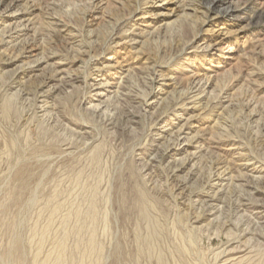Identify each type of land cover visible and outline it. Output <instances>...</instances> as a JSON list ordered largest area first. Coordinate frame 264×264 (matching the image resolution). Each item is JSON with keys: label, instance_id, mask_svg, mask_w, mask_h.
<instances>
[{"label": "rangeland", "instance_id": "1", "mask_svg": "<svg viewBox=\"0 0 264 264\" xmlns=\"http://www.w3.org/2000/svg\"><path fill=\"white\" fill-rule=\"evenodd\" d=\"M189 1L0 0V14L28 11L24 37L36 33L39 47L19 55L0 20V264H264V182H251L246 168L264 177V0H191L195 13L185 15ZM188 23L196 38L183 35ZM44 54L55 57L29 65ZM130 68L137 74L123 80L124 95L99 91ZM193 70L211 75L194 103L186 100ZM68 75L79 78V95L56 91ZM168 91L181 92L180 106L145 113L142 100ZM125 111L138 116L128 122ZM219 121L229 127L222 150ZM186 123L188 137L215 133L217 144L181 165L176 158L199 145H185L186 134L176 140L172 131ZM160 128L170 131L158 140ZM173 141L187 150L167 155ZM225 166L227 177L248 175L230 179L221 197L210 184Z\"/></svg>", "mask_w": 264, "mask_h": 264}, {"label": "bare ground", "instance_id": "2", "mask_svg": "<svg viewBox=\"0 0 264 264\" xmlns=\"http://www.w3.org/2000/svg\"><path fill=\"white\" fill-rule=\"evenodd\" d=\"M16 1H18V0H16ZM12 5V4H11ZM159 5H161V4H159ZM191 6H193V3H192V1L190 0L189 1V3H187V4H184V8H183V10H184V12H185V15H189L187 12L190 10H192V11H194V13H195V9L193 10L192 9V7ZM12 9V8H11ZM28 13V11H26V10H20V9H16V10H9V8H8V10H6V12H4V13H2V14H0V20H1V25H3V24H5L6 23V25L4 26L5 27V29H7L6 31H5V33H4V35L6 34V37H8L9 38V42L11 43V42H13L14 43V46L16 47V46H21V50H22V52H20V54L19 55H24L25 53H33L34 51H36V50H39V47H37V38H36V33L34 34V36L32 37V38H30V37H28V38H25L24 36L26 35V33H27V31H29V30H31L32 28H31V25H32V21H33V19H32V21L30 20V19H27V20H24L23 18H25V15ZM158 15H160V14H158V13H156V12H153L152 14H151V17L152 18H154V17H156V16H158ZM152 23L153 22H155L154 20H152L151 21ZM57 23H59L58 21H57ZM120 23V21L118 22L117 21V23L115 24V25H118ZM152 23H150V25L152 24ZM155 25V24H154ZM67 26V25H66ZM151 28H153L152 26H151ZM160 28V27H159ZM158 28H154V29H152V30H143V34H153L154 33V31H156ZM182 31H183V35L184 36H190V37H192V38H196L197 37V35H198V32H197V28H196V26H195V24L194 23H192V24H190V23H188L187 25H185V28H182ZM145 32V33H144ZM141 35V34H140ZM134 39H136V37L134 38ZM4 41V40H3ZM6 41V40H5ZM189 42H186V44H188ZM264 46V45H263ZM188 48V47H187ZM264 48V47H263ZM30 49V50H29ZM235 48L233 47V46H231V45H229L228 47H227V49H225L224 51L226 52V53H228V52H231V51H233ZM205 51H207V50H205ZM261 51H263V49L261 50ZM261 54V53H260ZM18 55V56H19ZM262 55V54H261ZM54 57H55V55L54 54H52V55H48V54H44V55H42L41 57H39L37 60H35L34 62H32V63H29V65L31 66L32 64H35V63H40L42 60L43 61H48V60H52V59H54ZM110 58H112V56H109L107 59H110ZM225 58V57H224ZM12 62L13 61V58L12 59H10V60H8V62ZM193 62V61H192ZM52 64V63H51ZM55 65H60V62H54L53 64H52V66H54L55 67ZM32 67V66H31ZM219 68L220 67H222L221 66V64H219V66H218ZM134 69H128L127 70V72H126V75H121V76H110V77H108V78H105L104 79V81H101V82H99L98 84H99V87H98V89H99V91L100 92H102V94H105V95H108V94H119V93H121L122 95H124V93L120 90L121 88H122V86H121V84L122 83H124V81L123 80H125V78H127L128 79V77H130V76H132V75H135V74H137V73H135L134 74ZM187 71H189V70H187ZM261 71V70H260ZM193 81L191 82V84H192V86H191V91L189 92V94L187 95V98H186V100L187 99H192V102L194 103L197 99H202L203 97H205L207 94V92H206V87H207V85L208 84H210V79H211V75H209V76H207V74H203V77H197L199 74H198V71H195V70H193ZM217 72V71H216ZM153 74V73H152ZM151 74V75H152ZM262 74L264 75V72L262 71ZM109 75V74H108ZM118 75V74H117ZM139 75V74H138ZM150 75V74H149ZM67 77H68V79H67ZM66 78L65 77H60L59 78V80H60V86H58L56 89V91H62V90H66L67 89V87L69 88H72L70 91H68L69 93H72L73 95H75V94H78L79 95V93H82L84 90H83V87H81L80 85H78V86H75V85H73V84H75V82L76 81H79L78 79V77H75V76H71V75H68ZM147 79V78H146ZM150 80H151V83H154L155 81H157V79L153 76V77H150L149 78ZM124 87V86H123ZM82 90V91H81ZM180 91V90H179ZM185 92V91H184ZM67 93V92H66ZM178 93H181V92H178V91H175V92H173L172 93V91L170 92V91H168L167 92V96L165 97V98H161V100H155L154 99V101H152V102H148V100H147V98L146 99H144V100H142L141 102H140V105L142 106V109L145 111V113H147V107H151L152 109H154L153 111H152V113L151 114H155V116L157 115V117H161V116H163V114H165L167 111H169V109H172L173 107H174V109H175V107L177 106V105H179L180 103H179V98L181 97V94H180V96L178 95ZM29 95V94H28ZM116 95H112V96H115L116 97ZM112 96H109V98L108 99H111L112 98ZM127 96V95H126ZM80 97V96H79ZM183 97V96H182ZM212 97V96H211ZM215 99H217V97L216 96H213ZM212 97V98H213ZM118 98V97H117ZM128 98V97H127ZM130 98H131V96H130ZM140 98V97H139ZM184 99V98H183ZM219 99V102H220V98H218ZM249 99V98H248ZM248 99H247V102H246V105H251V102L250 101H248ZM135 99H133V97H132V99H130V102H135L134 101ZM207 100V99H206ZM214 100V99H213ZM250 100V99H249ZM109 101H111V100H108V102ZM127 101H128V99H127ZM244 101V100H243ZM143 102V103H142ZM240 103L242 102V101H239ZM238 102V103H239ZM244 102V103H245ZM104 103H106V102H104ZM186 103V102H185ZM183 104V105H186V104ZM206 103H207V101H206ZM228 103H229V105H231V103L232 102H230L229 100H228ZM259 103V102H258ZM258 103H254L256 106H258ZM107 104V103H106ZM220 104V103H219ZM254 104H253V106H254ZM99 105V104H98ZM121 105V104H120ZM182 105V106H183ZM208 105H210L209 104V102H208ZM235 104H233L231 107H233ZM93 106V108L95 107V109L97 110L98 108H99V106H95V104H93L92 105ZM108 106V105H107ZM143 106H145V107H143ZM180 106V105H179ZM240 106V105H239ZM256 106H255V108H256ZM261 106V105H260ZM241 107H243V106H241ZM252 107V106H251ZM77 108V107H76ZM125 108V107H124ZM141 108V107H140ZM247 108H249V107H247ZM260 108V107H259ZM11 109V108H10ZM13 109V108H12ZM254 109V108H253ZM257 109V108H256ZM256 109H254V110H256ZM243 110V109H242ZM259 109H257L256 110V112L258 111ZM261 110V109H260ZM7 111V110H6ZM11 111V110H10ZM150 111V110H149ZM148 111V112H149ZM250 111H252V110H250ZM8 112V111H7ZM256 112H254V114L256 113ZM261 112V111H260ZM260 112L258 111V113L260 114ZM125 114V118H126V120L128 121V122H130V121H134V118L136 117V116H138L137 114H135L134 112H131V111H125L124 112ZM252 114H253V111L251 112ZM257 113V114H258ZM140 114V113H139ZM244 115V114H243ZM109 116V115H108ZM256 116V115H255ZM59 118V117H58ZM178 119H179V116H178ZM220 120V119H219ZM188 121H189V118H188ZM225 121V120H224ZM224 121H219V130H220V132H219V135L220 136H222L223 134L222 133H225L226 131H225V128L226 127H224V128H222V125L223 124H225V123H222V122H224ZM167 122V121H166ZM228 122V121H227ZM188 123V122H187ZM183 124L179 129H177V131H172V133H175V135H176V140H179L180 139V137L183 135V134H186V141H185V145H189V143H191L192 142V139H196V141L195 142H197V143H199V145L198 146H196V150L195 151H192V152H190L189 154H187L186 155V157H181V158H176V160L178 161V162H180V164L181 165H183L184 163H186L187 162V160L188 159H195V158H197V157H199V156H202V155H204V153L206 154L207 152H210V149L211 148H215V145L214 144H217V142L216 141H212V140H216V138L214 137V135H215V133H212V136L214 137H210V138H208V139H201V140H199L200 138H199V136H197L198 138H196V136H193L192 138L191 137H188V134L190 133L189 132V128H188V124ZM217 123H218V121H217ZM216 123V124H217ZM222 124V125H221ZM227 124V123H226ZM168 125H173L174 126V123H172L171 124V122H169V124ZM230 125V124H229ZM260 126V125H259ZM229 128V127H228ZM228 128H226V129H228ZM172 130L174 129V127H172L171 128ZM222 130V131H221ZM158 140L163 136V135H161V134H163L164 132H168V131H170V128H169V130H168V128H166V129H163V128H160V129H158ZM225 131V132H224ZM260 131V130H259ZM217 132V131H216ZM214 134V135H213ZM218 134V133H217ZM260 134V133H259ZM223 138V136L222 137H219V149L220 150H222V148H220V146L222 145V144H224V139H222ZM156 139V140H157ZM155 140V141H156ZM174 141H175V139H173ZM173 141V142H174ZM191 141V142H190ZM201 141H202V143H201ZM205 141H207V142H205ZM171 147V148H170ZM187 150V147L186 146H183V145H180L178 142L176 143V142H174V144L172 145V146H168V149L166 150L167 152V155H169L171 152H172V154H181V153H184L185 151ZM219 150V151H220ZM158 151V150H157ZM216 152V151H215ZM96 155H97V153H96ZM163 155H165V153L163 154ZM98 156V155H97ZM216 156V155H215ZM258 157V156H257ZM95 158H97V157H95ZM223 158V157H222ZM219 159H221V158H219ZM201 161V160H200ZM222 161V160H221ZM223 163H225L226 165H228V163L227 162H225V161H222ZM221 163V162H220ZM230 163V162H229ZM195 165V164H194ZM202 166V165H201ZM226 167V166H225ZM227 168V167H226ZM229 168V167H228ZM228 168L227 169H225L224 171H222V172H220L219 171V174H218V178H217V183H215V184H210V186L211 187H213V186H218L219 185V193H220V195L218 194V192L215 194V196H217V195H219V196H224V194H225V192L227 191V188H228V186H229V180L230 179H232L233 181L235 180V181H240V180H244V174H239L238 176L236 175H234V176H231V177H227V175L229 174V172L227 171L228 170ZM246 168H247V172L249 173V175H251V177H252V180H251V182L253 181V183H255V182H258V183H263L264 181V177H263V175H261V177L260 176H258L259 174H261V173H263V169H259V168H257V167H251V164L250 165H247L246 166ZM228 173H227V172ZM226 172V173H225ZM215 173V172H214ZM231 173H233V172H231ZM241 173V172H240ZM248 173H247V175H248ZM212 174H213V171H212ZM258 174V175H257ZM214 175V174H213ZM216 175V174H215ZM246 174H245V176H247ZM250 177V178H251ZM263 177V178H262ZM214 178V177H213ZM246 178V177H245ZM212 181V180H211ZM231 181V180H230ZM247 182H248V179L246 180ZM255 181V182H254ZM250 182V183H251ZM252 183V184H253ZM242 184V183H241ZM244 184V183H243ZM251 184V185H252ZM250 185V186H251ZM233 186V185H232ZM242 186V185H241ZM239 187V186H238ZM233 188V187H232ZM252 189H254V190H258L260 187L258 186V188H257V186L256 187H254L253 185H252V187H251ZM249 190V189H248ZM251 192H253V191H251ZM263 192V191H262ZM254 193V192H253ZM252 193V194H253ZM245 194V193H244ZM250 194V193H249ZM264 194V193H263ZM214 196V195H213ZM242 196H244V195H242ZM142 197V196H141ZM220 197V198H221ZM228 197V196H227ZM230 197V196H229ZM239 197V196H238ZM241 197V196H240ZM219 197H217V199H218ZM219 198V199H220ZM214 199H216V197H212V200H214ZM250 200V199H249ZM146 201V200H145ZM217 201V200H216ZM220 201V200H219ZM241 201V200H240ZM254 201V200H253ZM252 201V202H253ZM213 202V201H212ZM223 202V199L221 200V203ZM253 203H255V202H253ZM210 204V203H209ZM242 204V203H241ZM258 204V203H257ZM214 205H217V204H214ZM238 205V204H237ZM245 205H247V204H245ZM253 205V204H252ZM259 205V204H258ZM145 206V205H144ZM202 206V205H201ZM210 206V205H209ZM223 206V205H222ZM248 206V205H247ZM97 207V206H96ZM206 207V206H205ZM211 207H212V209L211 210H213V208H215L216 209V207L215 206H213L212 204H211ZM210 207V208H211ZM58 208V207H57ZM56 208V209H57ZM91 208V207H90ZM147 208V207H146ZM201 208V207H200ZM256 208V207H255ZM63 209V208H62ZM97 209V208H96ZM91 210V209H90ZM245 210V209H244ZM249 210V209H248ZM253 210V209H252ZM55 211V210H54ZM92 211V210H91ZM90 211V212H91ZM95 211V210H94ZM93 212V211H92ZM203 212H204V210H203ZM206 212V211H205ZM258 212V211H257ZM261 212V211H260ZM56 213V212H55ZM79 213V212H78ZM209 213V212H208ZM214 213V212H213ZM222 213V212H221ZM239 213V212H238ZM98 214V213H97ZM141 214V213H140ZM144 214V213H143ZM204 214H206V213H204ZM259 214V213H258ZM142 215V214H141ZM243 215V214H242ZM263 215V214H262ZM72 216V215H71ZM259 216V215H258ZM257 216V217H258ZM87 217V216H86ZM142 217V216H141ZM201 217V216H200ZM225 217H226V215H225ZM241 217V216H240ZM256 217V218H257ZM260 217H262V216H260ZM214 218H216V217H214ZM239 218V217H238ZM263 218V217H262ZM203 219V218H202ZM218 219V218H217ZM216 219V220H217ZM244 219V218H243ZM97 221V220H96ZM215 221V220H214ZM253 221V220H252ZM256 221V220H255ZM254 221V222H255ZM92 222V221H91ZM94 222V221H93ZM241 222H244V221H241ZM247 222V221H246ZM51 223V222H50ZM67 223V222H66ZM95 223V222H94ZM211 223V222H210ZM239 223V222H238ZM256 223H258V222H256ZM259 223H261V221L259 222ZM212 224V223H211ZM91 225V224H90ZM228 225V224H227ZM253 224H251L250 226L251 227H253L252 226ZM235 226V225H234ZM241 226V225H240ZM247 226V225H246ZM255 226V225H254ZM257 226H258V224H257ZM260 226V225H259ZM221 227V226H220ZM243 227V226H242ZM262 227V226H261ZM230 228V227H229ZM234 228H236V226L234 227ZM237 228L239 229V226H238V224H237ZM247 228V227H246ZM90 229V228H89ZM95 229V228H94ZM221 229V228H220ZM243 229H245V228H243ZM248 229V228H247ZM261 229V228H260ZM73 230V229H72ZM234 230V229H233ZM250 230V229H249ZM249 230H247V231H249ZM251 230H253V229H251ZM90 231V230H89ZM234 231H236V230H234ZM234 231H233V233H234ZM244 232H247L246 230H243ZM242 231V232H243ZM262 231V230H261ZM264 231V230H263ZM67 232V231H66ZM251 232H253V231H251ZM251 232H249V233H251ZM259 232V231H258ZM46 233V232H45ZM95 233V232H94ZM231 233V232H230ZM230 233H229V235H228V233H227V235L228 236H230ZM237 233V232H236ZM248 233V232H247ZM255 233V232H254ZM93 234V233H92ZM239 234V233H238ZM237 234V235H238ZM245 234V233H244ZM257 234V233H256ZM255 234V235H256ZM44 235H47V234H44ZM231 235H234V234H231ZM263 235V234H262ZM139 236V235H138ZM236 236V235H235ZM241 236V234H239V237ZM242 236H243V234H242ZM259 236V235H258ZM64 237V236H63ZM140 237V236H139ZM231 237V236H230ZM234 237V236H233ZM263 237V236H262ZM240 238H242V237H240ZM244 238V237H243ZM82 239V238H81ZM91 239H93L94 240V236L93 237H91ZM90 239V240H91ZM231 239H233L232 237H231ZM235 239V241H236V239H237V237L236 238H234ZM239 239V238H238ZM92 240V244H94V241ZM241 239H239V241H240ZM253 240H254V238H253ZM234 241V240H233ZM234 241V242H235ZM248 241V240H247ZM249 241H250V239H249ZM230 242V241H229ZM237 242V241H236ZM246 242V241H245ZM252 242V241H251ZM254 242V241H253ZM252 242V243H253ZM62 243V242H61ZM228 243V242H227ZM262 243V242H261ZM260 243V244H261ZM243 244V243H242ZM251 244V243H250ZM94 245H96V244H94ZM228 245V244H227ZM226 245V246H227ZM232 245V244H231ZM239 245V244H238ZM245 246V245H244ZM246 246H248V244L246 245ZM246 246H245V248H246ZM254 246V245H253ZM79 247V246H78ZM94 247H96V246H94ZM227 247H229V246H227ZM256 247V246H255ZM62 248H63V246H62ZM97 248V247H96ZM95 248V249H96ZM241 249L242 248H244V247H240ZM240 248L238 249L239 251H241L240 250ZM249 248V247H248ZM262 248V247H261ZM258 249V248H257ZM260 249V248H259ZM263 249V248H262ZM97 250H99V248L97 249ZM227 250V249H226ZM232 250V251H231ZM231 250H229L228 252H234V253H236L238 250H237V247L235 248V251H234V249L232 248ZM237 250V251H236ZM243 250H246V249H243ZM251 250V249H250ZM254 250V249H253ZM41 251V250H40ZM61 251V250H60ZM59 251V252H60ZM86 251H87V249H86ZM230 252V253H231ZM250 252V251H249ZM257 252V251H256ZM95 253V252H94ZM226 253H227V251H226ZM231 253V254H232ZM247 253V252H246ZM61 254H62V252H61ZM250 254H251V252H250ZM262 254V253H261ZM58 255V254H57ZM95 255V254H94ZM245 254L243 253V255L242 256H244ZM247 255V254H246ZM254 255V254H253ZM264 255V254H263ZM49 256V255H48ZM56 256V255H55ZM92 256V255H91ZM227 256H229V255H227ZM248 256V255H247ZM262 256V255H261ZM59 257H60V255H59ZM61 257H62V255H61ZM83 257V256H82ZM95 257V256H94ZM259 257V256H258ZM69 258V257H68ZM233 258H237V257H234L233 256ZM245 258H246V256H245ZM244 258V259H245ZM248 258H249V256H248ZM251 258V257H250ZM253 258V257H252ZM251 258V259H252ZM51 259V258H50ZM80 259V258H79ZM97 259V258H96ZM232 259V258H231ZM230 258H229V261L231 260ZM239 260H240V258H238ZM243 258H242V260H244ZM63 260V259H62ZM70 260V259H69ZM84 260H85V258H84ZM226 260H228L227 258H226ZM235 260V259H234ZM250 260V259H249ZM257 260V259H256ZM79 261V260H78ZM82 261V260H81ZM80 261V262H81ZM220 261V260H219ZM233 261V260H232ZM250 261H252V260H250ZM55 262V261H54ZM95 262V261H94ZM226 262V261H225ZM231 262V261H230ZM229 262V263H230ZM237 262V261H236ZM59 263V262H58ZM85 263V262H84ZM251 263V262H250ZM67 264V263H66ZM82 264H83V262H82ZM240 264V263H239ZM244 264V263H243ZM248 264V263H247ZM257 264V263H256ZM260 264H262V263H260Z\"/></svg>", "mask_w": 264, "mask_h": 264}]
</instances>
